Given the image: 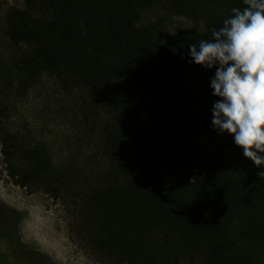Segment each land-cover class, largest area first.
<instances>
[{
  "label": "trees",
  "instance_id": "trees-1",
  "mask_svg": "<svg viewBox=\"0 0 264 264\" xmlns=\"http://www.w3.org/2000/svg\"><path fill=\"white\" fill-rule=\"evenodd\" d=\"M243 0H25L6 15L0 143L8 177L68 199L99 264H264V178L213 121L211 40ZM177 18L201 30L171 31ZM80 93L91 155L64 158L8 124L45 76ZM25 214L0 203V264H35ZM5 246V251H4Z\"/></svg>",
  "mask_w": 264,
  "mask_h": 264
},
{
  "label": "rangeland",
  "instance_id": "rangeland-1",
  "mask_svg": "<svg viewBox=\"0 0 264 264\" xmlns=\"http://www.w3.org/2000/svg\"><path fill=\"white\" fill-rule=\"evenodd\" d=\"M24 4L25 0H0V57L3 59L9 54L6 15L13 8H23ZM180 28L202 29L192 21L177 18L173 21L171 31ZM86 112L83 95L65 92L55 78L45 75L26 98L17 102L13 119L8 124L14 130L21 129L22 134L31 139L48 143L57 157L64 158L83 151L78 156L85 159L93 151V148H88L90 145L83 121ZM4 194L6 200H3ZM0 203L25 214L20 224L22 241L27 248L44 256L40 258L44 264H99L71 232L73 211L69 200L55 201L43 192L31 194L16 186L8 177L1 143ZM40 241L55 253L47 251L49 249L43 247Z\"/></svg>",
  "mask_w": 264,
  "mask_h": 264
},
{
  "label": "clouds",
  "instance_id": "clouds-1",
  "mask_svg": "<svg viewBox=\"0 0 264 264\" xmlns=\"http://www.w3.org/2000/svg\"><path fill=\"white\" fill-rule=\"evenodd\" d=\"M243 9L211 40L189 45L192 60L215 68L213 125L234 137L235 144L257 167L264 166V0H243ZM258 175L264 178V171Z\"/></svg>",
  "mask_w": 264,
  "mask_h": 264
},
{
  "label": "bare ground",
  "instance_id": "bare-ground-1",
  "mask_svg": "<svg viewBox=\"0 0 264 264\" xmlns=\"http://www.w3.org/2000/svg\"><path fill=\"white\" fill-rule=\"evenodd\" d=\"M3 200H6V194L3 195ZM17 202H18V201H17ZM8 203H9V202H8ZM20 207H21V206H20ZM41 239H42V238H41ZM41 239H40V240H41ZM43 239H44V238H43ZM40 243L43 245V247L49 249V250H47V251L55 253V251H54L53 249H51L49 246H47L46 243H44L43 241H40Z\"/></svg>",
  "mask_w": 264,
  "mask_h": 264
},
{
  "label": "flooded vegetation",
  "instance_id": "flooded-vegetation-1",
  "mask_svg": "<svg viewBox=\"0 0 264 264\" xmlns=\"http://www.w3.org/2000/svg\"><path fill=\"white\" fill-rule=\"evenodd\" d=\"M31 250H32V249H31ZM34 251H36V250H34ZM36 252H38V251H36ZM40 258H41V257H37V258H35V260H34L35 264H44ZM24 264H29V263H28V261H27V262L24 263Z\"/></svg>",
  "mask_w": 264,
  "mask_h": 264
}]
</instances>
